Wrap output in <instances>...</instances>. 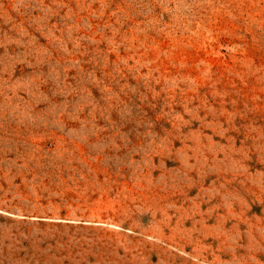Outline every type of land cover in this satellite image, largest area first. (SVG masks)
Here are the masks:
<instances>
[{"label": "rangeland", "instance_id": "rangeland-1", "mask_svg": "<svg viewBox=\"0 0 264 264\" xmlns=\"http://www.w3.org/2000/svg\"><path fill=\"white\" fill-rule=\"evenodd\" d=\"M0 264H264V0H0Z\"/></svg>", "mask_w": 264, "mask_h": 264}]
</instances>
